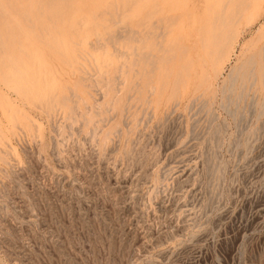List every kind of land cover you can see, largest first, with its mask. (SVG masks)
Here are the masks:
<instances>
[{
  "label": "rangeland",
  "instance_id": "obj_1",
  "mask_svg": "<svg viewBox=\"0 0 264 264\" xmlns=\"http://www.w3.org/2000/svg\"><path fill=\"white\" fill-rule=\"evenodd\" d=\"M206 1L0 0V264H264V2Z\"/></svg>",
  "mask_w": 264,
  "mask_h": 264
},
{
  "label": "bare ground",
  "instance_id": "obj_2",
  "mask_svg": "<svg viewBox=\"0 0 264 264\" xmlns=\"http://www.w3.org/2000/svg\"><path fill=\"white\" fill-rule=\"evenodd\" d=\"M184 1V0H183ZM208 1V0H207ZM206 1V2H207ZM228 1V0H227ZM161 3H162V1H160ZM159 2V3H160ZM187 2V1H186ZM264 2V0H261L260 1V4L256 7V11H258V15H257V18L255 19L257 22L259 21V18L262 16L261 15V13H260V15H259V12H260V10H261V7H262V3ZM137 3H139V2H137ZM188 3V2H187ZM203 3V2H202ZM11 5H12V3H10ZM14 4H15V2H14ZM18 4V3H17ZM157 4V3H156ZM207 4V3H206ZM8 5V4H7ZM19 5V4H18ZM17 5V6H18ZM160 5V4H159ZM188 5V4H187ZM186 5V6H187ZM189 5H190V3H189ZM156 6V5H155ZM154 6V7H155ZM158 6V5H157ZM161 6V5H160ZM16 7V6H15ZM137 7V6H136ZM200 7V6H199ZM203 7V6H202ZM241 7V6H240ZM239 7V8H240ZM139 8V7H138ZM162 8V7H161ZM192 8V7H191ZM134 9V8H133ZM162 9H164V7L162 8ZM182 9V8H181ZM185 9V8H184ZM151 10V9H150ZM169 10V9H168ZM168 10H166V12L168 11ZM183 10V9H182ZM193 9H191V11H192ZM203 10V9H202ZM246 9H240L239 11H238V9L236 10V11H238L237 13H235L234 11L232 12V15H230L231 17H230V19L228 20V22L226 23V25H224V27L223 28H226V30H225V32L224 33H221V31H219L221 34H223V37H221L220 36V34H218L217 36L219 37H221L222 38V40H221V43H222V48H221V54L223 55V57L225 56V53L227 54V52H226V50H225V48H224V43L226 42V41H228V43L230 42V45H233V43H234V40L238 37L237 35H238V30H237V26L239 25V19H240V15H241V12H243V11H245ZM134 11V10H133ZM135 11H136V9H135ZM187 11V10H186ZM190 11V10H189ZM165 12V13H166ZM262 13H263V11H261ZM162 13H164V12H162ZM169 13V12H168ZM182 13V12H181ZM169 14H171V13H169ZM176 14V13H175ZM178 14V13H177ZM158 15V14H157ZM163 15V14H162ZM172 15V14H171ZM191 15H192V13H191ZM218 15H220V14H218ZM132 16H134V15H132ZM140 16V15H139ZM158 16H160V15H158ZM135 17H137V15L135 16ZM148 17V16H147ZM149 17H152V16H149ZM184 17V16H183ZM219 17V16H218ZM229 17V16H228ZM139 18V17H138ZM137 18V19H138ZM185 18V17H184ZM192 18V17H191ZM190 17H189V19H191ZM143 19V18H142ZM148 19H150V18H148ZM152 19V18H151ZM155 19V18H154ZM180 19H183V18H180ZM247 19H248V21L247 22H250L251 21V19H250V17H247ZM133 21H134V18L132 19ZM225 20V19H224ZM161 21V20H160ZM160 21L158 22L159 24H160ZM185 21V20H184ZM192 21V20H191ZM221 21V20H220ZM218 22H219V20H218ZM223 22V21H222ZM137 23V22H136ZM183 23V22H182ZM162 25H163V23H161ZM223 24V23H222ZM142 26V25H141ZM161 26V25H160ZM223 26V25H222ZM135 27V26H134ZM142 28V27H141ZM217 29V28H216ZM219 30V29H218ZM217 30V31H218ZM222 30V29H221ZM144 31V30H143ZM159 31H160V29H159ZM134 32V31H133ZM140 32V31H139ZM141 33V32H140ZM144 33V32H143ZM164 33V32H163ZM218 33V32H217ZM133 34V33H132ZM215 34V33H214ZM137 35V34H136ZM159 35V34H158ZM160 35H161V33H160ZM217 36H215V37H217ZM157 37V36H156ZM161 37V36H160ZM211 37H213V36H211ZM220 37H219V39H220ZM138 38V37H137ZM147 38V37H146ZM155 38V37H154ZM262 38H263V40H264V34H263V36H262ZM134 39V38H133ZM213 39V38H212ZM212 39L210 38V40L212 41ZM216 39V38H215ZM131 40V39H130ZM141 40V39H140ZM142 41V40H141ZM214 41V40H213ZM137 43V42H136ZM214 44V43H213ZM138 45V44H137ZM206 45V44H205ZM228 46H229V44H227ZM213 46V45H212ZM211 46V47H212ZM234 46V45H233ZM213 48V47H212ZM215 48V47H214ZM229 49V48H228ZM215 50V49H214ZM231 50V49H230ZM263 50H264V46H263ZM263 50H261L262 52H263ZM220 51V50H219ZM133 52H134V50H133ZM216 52V51H215ZM229 52H231V51H229ZM218 54V53H217ZM263 54V53H262ZM261 54V55H262ZM146 55V54H145ZM229 55V54H228ZM230 56V55H229ZM226 57V56H225ZM262 58H264L263 56H262ZM225 59V58H224ZM224 59H221V60H224ZM227 60H228V57L226 58ZM225 59V60H226ZM146 60V59H145ZM220 60V61H221ZM135 61V60H134ZM229 61V60H228ZM218 64V63H217ZM224 64H225V62H224ZM223 64V65H224ZM263 64V63H262ZM134 65V64H133ZM140 65V64H139ZM148 65V64H147ZM140 66H142V65H140ZM133 67H135V66H133ZM203 68V67H202ZM144 70V69H143ZM146 70H147V68H146ZM143 73H145L144 71H143ZM138 75V74H137ZM139 77V76H138ZM137 77V78H138ZM144 77V76H143ZM255 79V78H254ZM138 82V81H137Z\"/></svg>",
  "mask_w": 264,
  "mask_h": 264
}]
</instances>
